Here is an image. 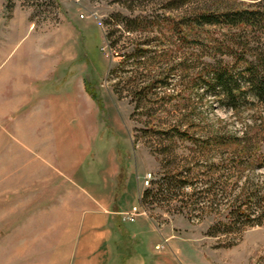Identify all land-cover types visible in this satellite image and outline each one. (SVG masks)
<instances>
[{
    "label": "rangeland",
    "instance_id": "1",
    "mask_svg": "<svg viewBox=\"0 0 264 264\" xmlns=\"http://www.w3.org/2000/svg\"><path fill=\"white\" fill-rule=\"evenodd\" d=\"M259 1L263 8L264 0H192L191 6L221 11ZM134 6L129 9L120 0H0V44L5 40L35 50L42 59L52 58L60 72L56 85L83 77L89 93L96 95L101 141L106 149H115L119 163L115 202L124 210L136 198L135 204L141 205L143 191L152 185L145 183L147 177L152 182L168 171V159L159 152L165 144L173 148L175 168L191 167L193 175L208 182L217 181V165L226 153L216 145L205 151L200 146L207 140L205 134H212L219 124L240 136L249 131L254 135L253 148L264 157L263 104L245 92L246 101L238 110L231 109L205 86L194 85L210 62L230 63L239 70L246 56L252 58L264 48V25L254 21L246 28L206 26L187 36L186 29H172L173 20L185 14L187 5L170 10L167 0H155ZM135 16L152 20L150 27L127 29L121 20ZM215 38H232L234 53L216 50ZM139 49L148 51L142 57L131 55ZM136 84L148 91L142 99V94L133 93ZM189 115L194 119H185ZM180 118L186 120L180 130L189 131L184 138L178 130L170 131L171 123ZM164 131L175 134L173 141L159 143L157 136ZM245 168L241 178L228 181L234 190L230 201H203L194 213L199 216L189 218L179 211L182 197L172 205H141L143 213L133 222L116 215V264H264V220L230 233L209 231L218 220H228L232 198L245 183L263 184L264 196V168ZM5 172L0 165V264H61L66 246L60 244L63 230L52 226L45 212L51 199L48 182L6 180L19 175ZM128 176L134 187L125 193ZM191 191L187 187L183 192Z\"/></svg>",
    "mask_w": 264,
    "mask_h": 264
},
{
    "label": "crops",
    "instance_id": "2",
    "mask_svg": "<svg viewBox=\"0 0 264 264\" xmlns=\"http://www.w3.org/2000/svg\"><path fill=\"white\" fill-rule=\"evenodd\" d=\"M3 42L0 165L5 173L19 175L5 179L48 182L45 212L52 226L63 230L60 244L66 246L61 264H116L114 217L131 208L115 202L119 163L115 149L101 141L97 100L83 77L56 85L60 72L52 58ZM133 187L128 176L123 191Z\"/></svg>",
    "mask_w": 264,
    "mask_h": 264
},
{
    "label": "trees",
    "instance_id": "3",
    "mask_svg": "<svg viewBox=\"0 0 264 264\" xmlns=\"http://www.w3.org/2000/svg\"><path fill=\"white\" fill-rule=\"evenodd\" d=\"M127 8L134 9V5L139 3H150L155 0H120ZM192 0H167V8L170 10L178 9L187 5V10L183 16L178 20H173L172 29L179 32L184 29L187 30V36L192 33H199L201 28L206 26H229L241 28L252 22L258 23L263 28L264 22V7L259 2L249 5L244 8H228L221 11H214L211 9H203L196 6H191ZM121 20L127 29L138 30L150 27L152 20H148L147 17L141 18L135 16L131 18H124ZM118 23V22H117ZM241 29V30H244ZM196 31V32H195ZM216 39V50L220 49L223 53L233 54L236 44L232 38ZM248 46L245 45L243 50L248 51ZM148 50H138L132 53V56L142 57ZM128 57L131 58L132 56ZM128 58V59H129ZM246 62L239 70H235L230 63H224L219 61L218 63L210 62L205 68V72L198 76L195 82V86L206 87L215 96L221 97L225 106L231 109L238 110L240 103L246 101L245 92H250L251 96L259 101L264 106V48L258 50L253 54L252 58L245 57ZM135 80L129 81V83ZM246 87V90H245ZM134 94H142L141 99L144 98L143 94H148L145 87H139L138 84L134 85ZM143 91V93H142ZM116 92L122 94V90L116 88ZM92 96L97 99L94 93ZM244 97V98H243ZM140 107L136 105L135 108ZM193 116H187L185 119H192ZM184 118L176 120L177 123H171L170 131L178 130L180 136L184 138L187 136L188 130H180L181 124L185 123ZM194 119V117H193ZM223 125H218V128L213 130L212 134H205L207 138L204 145L200 148L204 151L213 145H216L222 149V152L226 153L221 155V162L217 165L219 173L216 179L217 181L208 182L207 179H201L198 175H193L192 168H175V161L173 156V148L165 144L164 148H161L159 152L165 155L168 159V171L157 180L152 181V185L147 187L141 196L140 203L143 207L147 204H167L172 205L179 197H182L179 211L192 218L193 215L199 210L198 205L203 201H210L217 203V201L223 202L229 200V196L234 192L233 188H229L228 181L236 176L241 178L247 168V165L254 169L264 168L263 153L253 148L254 135L249 131L243 133L242 136L237 135L231 131L224 130ZM173 132L164 131L158 134L159 143L169 139L173 141ZM168 134V135H166ZM157 135V132L155 133ZM208 135V136H206ZM210 145V146H208ZM234 148L233 150H231ZM163 149V150H162ZM225 156V158L223 157ZM227 156V157H226ZM215 166V163L213 164ZM215 174V172H213ZM155 184V186L153 185ZM247 184V185H246ZM191 187L192 191L185 193V189ZM246 196V197H243ZM209 197V199H208ZM179 200V199H178ZM230 201V200H229ZM232 206L227 212L228 220H218L209 231L212 234L217 231L230 233L235 229H240L245 225L261 224L264 220V196H263V184L255 185L253 182L248 186V182L240 187L239 193L232 198ZM217 226H220L218 228ZM217 227V228H216ZM222 227V228H221ZM217 229V230H216Z\"/></svg>",
    "mask_w": 264,
    "mask_h": 264
},
{
    "label": "built area",
    "instance_id": "4",
    "mask_svg": "<svg viewBox=\"0 0 264 264\" xmlns=\"http://www.w3.org/2000/svg\"><path fill=\"white\" fill-rule=\"evenodd\" d=\"M151 176L147 177L146 180H145V183L147 185H149L151 183ZM142 206L140 204H136L134 206L131 207V209L127 210V211H124L122 212V219L124 221H136L137 220V217L143 213L142 211Z\"/></svg>",
    "mask_w": 264,
    "mask_h": 264
}]
</instances>
